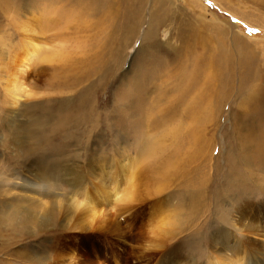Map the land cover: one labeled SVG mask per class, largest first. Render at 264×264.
<instances>
[{"label":"rangeland","instance_id":"374dc122","mask_svg":"<svg viewBox=\"0 0 264 264\" xmlns=\"http://www.w3.org/2000/svg\"><path fill=\"white\" fill-rule=\"evenodd\" d=\"M23 36L13 94L0 64V264H208L213 235L262 226L264 0H0V57ZM248 235L240 263L264 264Z\"/></svg>","mask_w":264,"mask_h":264},{"label":"bare ground","instance_id":"6f19581e","mask_svg":"<svg viewBox=\"0 0 264 264\" xmlns=\"http://www.w3.org/2000/svg\"><path fill=\"white\" fill-rule=\"evenodd\" d=\"M27 7V5L25 6ZM27 28V26H26ZM31 28V27H30ZM24 42V43H23ZM24 44V45H22ZM37 43L35 41H31L30 39H28L27 37H22L21 39L17 40L16 43L13 42L7 44L6 49L4 50L3 55H1L0 57V64L3 66L4 70L6 69L7 73L6 75H8V79L7 81L10 83V85L12 86V94L14 92V90L17 87V83L16 81H14L12 78V75H14L15 73H18L17 70L15 69V67L19 69V66H24V68H26V66L24 65V60H28V58L30 57L29 54L30 53H35L36 50H38L37 48ZM24 52V54H20V52ZM33 55V54H32ZM31 59V57H30ZM29 59V61H30ZM6 61V62H5ZM13 70H16V72ZM19 71V70H18ZM23 71V70H22ZM4 73V72H3ZM204 73V72H203ZM19 74V73H18ZM212 74V73H211ZM211 74H209V78L211 76ZM6 77V76H5ZM7 78V77H6ZM208 79V78H207ZM8 83V84H9ZM9 86V85H8ZM18 88V87H17ZM255 90V89H254ZM259 92V91H258ZM262 92H264V81H263V86H262ZM10 99V98H8ZM208 99V98H207ZM211 99V98H210ZM14 101V100H13ZM209 104V103H208ZM207 105V104H206ZM62 123H59L58 125L61 126ZM238 127V126H237ZM239 128V127H238ZM263 128V127H262ZM241 129V128H240ZM197 130V129H196ZM198 131V130H197ZM261 133V130L258 133H255V137L258 138L259 135ZM191 139V138H190ZM199 138H197L198 140ZM250 139V138H249ZM262 140H264V137L261 138ZM193 143H196L195 141V136L193 135ZM263 142V141H262ZM253 144V143H251ZM247 143H236L237 147H235V151H234V147L231 148V150L228 152L227 157L229 159H231V161L236 159V154L240 153L241 156V161L246 162V159L243 158V156H247V152H245L246 149H248V147L251 145ZM260 148L262 147L264 149V146H262V143H256ZM235 145V146H236ZM195 146V145H194ZM251 156V155H250ZM239 157V155H238ZM134 161V160H133ZM133 164V163H132ZM237 164V163H235ZM239 164V163H238ZM115 165V164H114ZM233 165V164H232ZM248 166V165H247ZM132 167V166H131ZM244 168V167H243ZM128 171V170H127ZM131 171V170H129ZM245 172V171H244ZM131 173V172H130ZM98 175V174H97ZM96 175V176H97ZM131 175V174H130ZM245 175V174H244ZM92 176V175H91ZM131 176H129L128 178H130ZM23 176L19 175L18 180H23ZM95 181V179H94ZM243 181V180H242ZM20 182V181H19ZM24 182V181H23ZM97 185L98 182H96ZM20 188V187H19ZM87 199V198H86ZM85 200V199H84ZM227 200V199H226ZM69 201V200H68ZM85 202L87 203V200H85ZM56 204H58V202H56ZM77 202H71V205L73 206V208H77L78 205ZM79 206H82L81 204ZM71 208V207H70ZM238 208V207H237ZM61 209V208H60ZM61 211V210H60ZM238 216V215H237ZM240 216V215H239ZM240 220V219H239ZM254 222V220H251ZM239 222V221H238ZM243 222V221H242ZM247 223V222H246ZM237 227L239 228V238H235V240L232 243H225L224 241H222L221 243L218 242V236L216 237L215 235L212 236V248L213 247H217L218 244H220V246L223 245V247H220L218 250L219 253L216 256V261L214 262L213 260H211L212 258L207 260L208 264H224L223 262H228L230 260V262H228L229 264H241L240 262L244 259L242 255H240L241 253H245L247 250H252V248H254L256 246V243L253 244H247L246 242H248L245 239H240V238H247V239H251L250 237H248V234H252L255 235L256 237H260V238H264V223L262 224V226L258 225L255 226L254 224H249V226H247L246 224H236ZM222 235V234H221ZM248 235V236H247ZM228 237V236H227ZM226 237V238H227ZM225 238V239H226ZM217 239V241H216ZM253 242V241H250ZM243 244L247 245V247L245 248L246 251H244V247ZM262 245H264V240H262L261 242ZM215 245V246H214ZM221 250H223L226 254H228V252H231V255L228 254L229 256H223L221 254ZM238 251H240V253H237ZM256 252V251H254ZM208 253V252H207ZM259 253V252H258ZM247 254V253H246ZM251 256V253H249ZM257 254V253H256ZM233 255V256H232ZM247 256V255H246ZM247 258V257H246ZM246 258L245 261H243L244 264H247L246 262ZM228 260V261H227ZM236 262V263H235Z\"/></svg>","mask_w":264,"mask_h":264}]
</instances>
